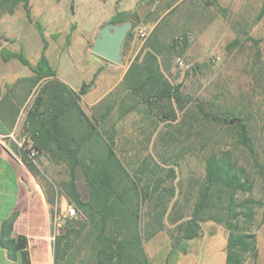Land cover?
I'll list each match as a JSON object with an SVG mask.
<instances>
[{"label": "trees", "instance_id": "1", "mask_svg": "<svg viewBox=\"0 0 264 264\" xmlns=\"http://www.w3.org/2000/svg\"><path fill=\"white\" fill-rule=\"evenodd\" d=\"M20 1H23L29 17L28 0H0V13L2 10L12 12ZM263 13L264 3L259 16ZM151 14L152 11L144 19L133 23L126 39L131 36L134 26L140 21H147ZM127 18L125 13L118 11L110 22L121 23ZM237 43V40L233 41V44ZM146 45L150 50L145 53L142 62L154 67L160 50L151 39ZM1 55L5 60L18 58L34 73L30 80L38 86L27 112V135L41 155L66 168L67 176L57 184V191L66 197L68 204L74 206L77 215L67 216L59 227L53 229L54 264H151L144 241L164 229L166 218L175 224L171 233V251L175 248L185 251L183 240L198 237L202 222L212 220L228 230L225 264H244L248 255L253 258L251 264H256V232L247 224L255 219L254 207L262 206L264 202L252 197L237 198L239 192L251 191L253 181L248 170L238 163L230 150L206 156L204 177L190 214L186 218L181 215L173 217L169 214V205L176 196V187L167 182L176 179V168H165L149 155L132 168L131 175L116 151L115 132L106 128L107 116L114 103L104 99L90 115L80 103L92 81L83 82L78 90L72 89L57 77L45 52L36 64H31L22 52L2 48ZM132 89L147 102L149 109L146 113H151L156 107L158 111L155 115L161 120L177 117L174 109L166 110L171 99L176 102L177 108L184 109L185 97L179 90L180 84L171 85L150 69L145 80ZM160 101L166 111H160ZM229 115L235 113L230 112ZM204 116L233 128L238 143L247 150L255 168L263 171L264 164L259 160L245 118L237 115L233 118L237 119V123L231 125L228 114L220 116L205 112ZM20 155L26 166L38 176L35 162L23 149H20ZM79 173L83 175L88 189L85 199L77 185ZM48 200L55 204L52 196H48ZM175 201L170 206L172 209ZM139 208H145L144 233L139 227ZM263 221L264 213L259 224Z\"/></svg>", "mask_w": 264, "mask_h": 264}, {"label": "rangeland", "instance_id": "2", "mask_svg": "<svg viewBox=\"0 0 264 264\" xmlns=\"http://www.w3.org/2000/svg\"><path fill=\"white\" fill-rule=\"evenodd\" d=\"M263 3L264 0H208L205 8L202 5L196 8L195 0H180L166 14L167 20L176 22L178 32L173 38L191 35L187 51L169 50L167 57L174 68L171 75L174 86L180 84L179 90L185 97L184 109L177 108L174 101L177 117L171 120L159 119L155 115L156 107L151 113L138 114V128L126 132L121 138L126 144L117 153L132 176V168L149 155L165 168H176V179L167 182L176 187V196L169 205V214L173 217L186 218L190 214L204 177L206 156L223 150H230L252 177L251 191L239 192L237 198L252 197L264 202V168L263 171L255 168L247 150L238 143L233 128L204 116L205 112L228 114L231 125L237 123L235 116L245 118L259 160L264 164V13L259 16ZM195 18L212 30L198 36L190 27ZM234 40L238 43L233 44ZM215 56L219 58L213 60ZM178 60H183V69L178 68ZM95 93L90 92L85 98ZM230 112L235 115H229ZM42 162L43 156L39 154L35 162L39 170L37 177L48 195L53 196L57 184L67 176L66 168ZM77 185L82 197L87 198V185L80 173ZM58 193L51 211L52 230L64 222L67 216L62 212L70 205L63 204L65 196ZM139 209V227L144 233L145 208ZM254 212L255 219L247 226L256 232V264H264V221L259 224L264 205H256ZM174 227L166 218L164 229L144 241L151 264H225L228 230L222 224L212 220L202 222L198 237L183 240L185 251L181 248L171 251ZM252 262V256L248 255L244 264Z\"/></svg>", "mask_w": 264, "mask_h": 264}, {"label": "crops", "instance_id": "3", "mask_svg": "<svg viewBox=\"0 0 264 264\" xmlns=\"http://www.w3.org/2000/svg\"><path fill=\"white\" fill-rule=\"evenodd\" d=\"M179 1L28 0L29 17L23 1L17 3L12 12L1 11L0 134L4 137L0 139V264H54L51 213L54 205L48 200L51 195L22 160L17 143L21 135L27 134V112L38 84L33 85L30 77L34 73L18 58L5 60L1 55L2 48L22 52L31 64H36L45 52L57 77L74 90H78L83 82L92 81L80 103L88 115L104 99L114 103L107 116L106 128L115 132L118 152L126 144L121 138L127 131L138 128V114L147 112L148 108L143 106L148 105L147 102L132 88L145 80L149 69L174 85L171 78L174 68L167 59L168 52H185L190 48L191 35L173 38L178 32L176 22L166 18ZM207 1L195 0V7L202 5L205 8ZM146 2L153 3L151 17L137 23L131 36L123 41L122 62L109 61L91 50L100 28L110 22L116 12L129 16ZM64 13H67L66 20ZM144 23L151 32L147 38L141 39L137 30L145 26ZM190 27L198 36L212 30L198 18L190 23ZM150 39L160 50L154 67L142 62L150 50L146 45ZM93 91L96 92L94 96L85 98ZM159 104L160 111H163L164 103L160 101ZM171 109L175 110L173 99L166 110ZM10 133L13 136H9ZM42 163L52 162L43 156ZM58 194L55 190L54 201Z\"/></svg>", "mask_w": 264, "mask_h": 264}, {"label": "water", "instance_id": "4", "mask_svg": "<svg viewBox=\"0 0 264 264\" xmlns=\"http://www.w3.org/2000/svg\"><path fill=\"white\" fill-rule=\"evenodd\" d=\"M153 3L146 2L139 5L134 12L129 14L126 21L121 23L108 22L104 24L92 46L91 50L99 56L116 63L122 62L121 48L128 31L132 28L133 23L143 19L152 9ZM63 204L67 205L68 201L63 198Z\"/></svg>", "mask_w": 264, "mask_h": 264}, {"label": "built area", "instance_id": "5", "mask_svg": "<svg viewBox=\"0 0 264 264\" xmlns=\"http://www.w3.org/2000/svg\"><path fill=\"white\" fill-rule=\"evenodd\" d=\"M150 28L148 26H141L138 28L137 30V35L138 37H140L141 39H145L147 38V36L150 34ZM218 56H215L213 58V60L218 59ZM177 66L179 69H183L185 64L183 62V60H178L177 62ZM9 136H13L12 133L9 134ZM4 135L0 134V139L3 138ZM17 143L20 149H23L28 157L30 158V160H32L33 162H36V159L38 158L40 152L39 150L32 144V142L30 141L29 137L27 136V134H23L21 135L20 138L17 139ZM65 216H76V210L72 205H68L66 210L64 212H62Z\"/></svg>", "mask_w": 264, "mask_h": 264}]
</instances>
